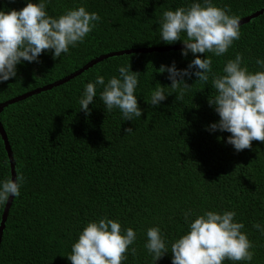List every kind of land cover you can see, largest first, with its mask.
I'll list each match as a JSON object with an SVG mask.
<instances>
[{
    "label": "trees",
    "instance_id": "obj_1",
    "mask_svg": "<svg viewBox=\"0 0 264 264\" xmlns=\"http://www.w3.org/2000/svg\"><path fill=\"white\" fill-rule=\"evenodd\" d=\"M28 0H0V10H20ZM38 3L39 0H32ZM203 0H50L46 12L59 17L66 10L85 7L100 20L83 42L53 57L46 50L39 62L16 66L17 75L0 82V101L55 81L88 60L109 51L166 44L160 41L159 20L164 11ZM230 16L243 17L264 6V0H212ZM182 38L186 34L182 33ZM183 49V48H182ZM111 56L67 82L16 101L0 111L15 163L24 182L12 199L0 241V264H71L67 256L89 222L107 218L132 228L136 240L122 264H154L144 247L146 232L159 227L169 251L171 243L190 231L189 224L206 211H235L234 222L253 243L252 261L223 264H264V142L237 152L228 144L230 133L208 130L219 120L208 103L216 94L211 77L205 84L193 75L182 100H176L168 73L161 65L185 69L195 58L181 50ZM250 72L262 71L264 11L240 25V39L222 56L206 53L212 71L223 75L236 54ZM201 58H206L204 54ZM139 72L134 92L141 117L124 120L118 108L107 111L96 86L90 112L81 110L87 83L103 76L119 77V67ZM192 71H195L193 69ZM159 83L167 98L150 104ZM131 128V133L125 129ZM10 178V166L0 136V183ZM4 204H0V220ZM191 210L186 221L184 213ZM137 255L131 254V248ZM156 264H172L169 252Z\"/></svg>",
    "mask_w": 264,
    "mask_h": 264
},
{
    "label": "clouds",
    "instance_id": "obj_2",
    "mask_svg": "<svg viewBox=\"0 0 264 264\" xmlns=\"http://www.w3.org/2000/svg\"><path fill=\"white\" fill-rule=\"evenodd\" d=\"M50 0L33 3L28 0L20 10H0V82L8 81L17 75L16 66L23 61L39 62V56L46 50H54L53 57L60 58L68 53L69 46L83 42L100 20L97 13H89L85 7L69 9L58 18L46 12ZM160 41L173 44L183 42L181 54L194 59L185 69L161 65L157 72L168 73L170 87L176 100H182L192 85L185 77L197 78L195 82L207 83L215 96L208 99L219 120L212 123L208 130L227 132L231 135L227 143L239 152L252 147V141L264 142V70L250 72L242 66L243 56L237 53L234 59L226 62L223 75L212 71V59L206 53L219 57L225 54L234 41L240 39L239 17L230 16L227 11L213 5L212 0L191 3L188 7L167 10L159 20ZM182 33L186 34L182 38ZM204 54L206 58H201ZM264 69V60H257ZM131 65L119 67V77H111L107 83L103 76H97L95 83H87L79 101L81 110L90 112L89 105L96 97V86H103L100 99L107 111L118 108L124 120L141 117L134 92L138 85L139 72L130 70ZM195 69V71H192ZM167 98L165 86L157 83L151 92L150 104L158 106ZM131 133L132 129H125ZM24 182L22 174L17 173L15 180L8 178L0 183V204L9 200L10 195L18 197ZM191 210L184 213L186 221ZM235 211L222 214L206 211L189 224L190 231L171 243L170 251L162 237L159 227L147 229V242L144 247L152 255L154 264L165 254H172V264H223L229 261H252L254 245L241 231L243 223L234 222ZM264 233L260 224L253 225ZM136 240V232L127 228L121 231L119 222L107 218L99 222H89L72 245L67 259L71 264H122L127 257L129 246ZM137 255V249L131 248Z\"/></svg>",
    "mask_w": 264,
    "mask_h": 264
},
{
    "label": "water",
    "instance_id": "obj_3",
    "mask_svg": "<svg viewBox=\"0 0 264 264\" xmlns=\"http://www.w3.org/2000/svg\"><path fill=\"white\" fill-rule=\"evenodd\" d=\"M264 11V6L253 11L252 13L240 17L239 18V22L240 25L244 24L248 21H250L252 18L256 17L257 15L261 14ZM184 47L183 43H179V44H174V45H159V46H151V47H143V48H131V49H121V50H114V51H109L106 53H102L90 60H88L84 65H82L81 67L77 68L76 70H74L73 72L55 80L52 81L50 83H47L45 85L36 87L35 89L29 90V91H25L19 95H16L14 97H11L9 99H6L4 101H0V111H2V109L4 107H6L7 105L14 103L16 101L25 99L31 95L37 94L41 91H45V90H49L52 87H56L60 84H63L65 82H67L68 80L72 79L73 77L81 74L83 71L87 70L88 68L92 67L93 65H95L96 63L102 61L103 59H106L108 57L111 56H116V55H123V54H129V53H146V52H152V51H156V52H165V51H173V50H178V49H182ZM0 136L1 139L3 141L4 144V148L6 150L7 153V157L9 160V166H10V178L12 177L13 180H15V163L13 160V156H12V152L7 140V136L5 133L4 128L2 127L1 123H0ZM13 196L10 195L9 200L7 202H5V205L3 207L2 210V214H1V220H0V241H1V236H2V232L4 229V225H5V221L7 218V214H8V210L9 207L11 205Z\"/></svg>",
    "mask_w": 264,
    "mask_h": 264
}]
</instances>
